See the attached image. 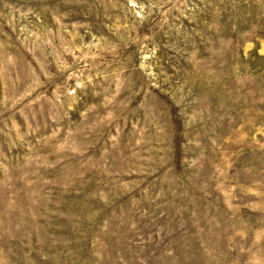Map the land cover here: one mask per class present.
<instances>
[{"label": "rangeland", "instance_id": "rangeland-1", "mask_svg": "<svg viewBox=\"0 0 264 264\" xmlns=\"http://www.w3.org/2000/svg\"><path fill=\"white\" fill-rule=\"evenodd\" d=\"M0 264H264V0H0Z\"/></svg>", "mask_w": 264, "mask_h": 264}, {"label": "built area", "instance_id": "built-area-1", "mask_svg": "<svg viewBox=\"0 0 264 264\" xmlns=\"http://www.w3.org/2000/svg\"><path fill=\"white\" fill-rule=\"evenodd\" d=\"M75 92H76V89L75 88H71L69 91H67V94L68 95H73V94H75Z\"/></svg>", "mask_w": 264, "mask_h": 264}]
</instances>
